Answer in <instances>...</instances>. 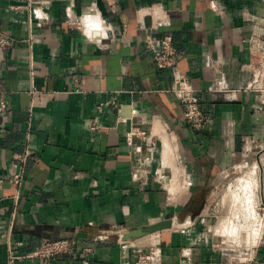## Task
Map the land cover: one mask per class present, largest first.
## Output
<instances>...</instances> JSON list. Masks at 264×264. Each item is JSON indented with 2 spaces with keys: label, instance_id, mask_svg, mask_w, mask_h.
<instances>
[{
  "label": "crops",
  "instance_id": "1",
  "mask_svg": "<svg viewBox=\"0 0 264 264\" xmlns=\"http://www.w3.org/2000/svg\"><path fill=\"white\" fill-rule=\"evenodd\" d=\"M92 8L112 27L102 46L67 23L68 9L80 17ZM263 17V0H0V38L11 42L0 48V264H10L11 252L20 258L14 264H42L25 256L60 239L93 252L50 264H134V247L158 238L161 264H228L197 226L203 214L187 225L183 213L195 190L219 184L247 154L257 161L264 146V111L243 90L248 40ZM151 25L173 37L177 69L213 114L204 132L186 125L184 106L170 92L172 71L160 70L145 47ZM222 80L236 93L220 92ZM133 129L157 138L151 160L136 155L134 144L143 143L130 136ZM26 152L16 203L11 178ZM157 173L177 195H167ZM183 182L191 197L171 203ZM170 218L172 230L123 239ZM104 232L108 241L95 242Z\"/></svg>",
  "mask_w": 264,
  "mask_h": 264
},
{
  "label": "built area",
  "instance_id": "2",
  "mask_svg": "<svg viewBox=\"0 0 264 264\" xmlns=\"http://www.w3.org/2000/svg\"><path fill=\"white\" fill-rule=\"evenodd\" d=\"M264 1V0H263ZM67 23L80 31L93 43L101 45L104 40L109 39L112 27L106 23L105 20H101L97 26L102 27L103 36L100 39H92L87 34V28L85 27V21L87 20L88 14L76 17L73 15L71 9L67 10ZM91 12L100 14L97 9L92 8ZM259 25H256L252 31V34L248 40L249 51H250V62L244 67V71L249 74V82L244 87L243 90L253 92L257 96L258 100V111H264V17L259 19ZM145 28L146 23H144ZM158 27L155 25L150 26V33L146 36L144 42L145 47L150 53L152 61L160 70H171L173 74V85L170 90L180 103L184 106V119L186 125L194 133H201L209 129L213 124V114L207 111L202 105V100L199 92L190 84L189 78L182 74L176 67L177 64V54L174 47L173 37L170 34L159 35L157 31ZM158 33V34H157ZM11 45L9 39L0 38V48L6 49ZM102 46V45H101ZM218 90L223 93H233L229 88L228 84L222 80L219 84ZM5 108L2 105L0 111ZM134 110L132 108L127 109L124 114L119 118L122 123H127L128 119L132 117ZM131 137H137L142 140L143 144H134L135 153L139 160L149 161L154 156V153L160 149L159 142L157 138L152 135V133L146 132L140 129H133L130 133ZM31 154L26 152L16 158V167L18 172L14 174L11 180L19 187V191L15 196L16 203L21 197L20 188L24 182V172L25 166L29 161ZM161 174V173H160ZM157 173L160 180L165 183V190L167 195L170 197L174 196V192L168 185L171 183V179H167L164 176H160ZM188 176L183 173L182 181L186 183ZM181 184V183H179ZM109 232H104L101 236L94 239L97 241H108L110 238ZM160 235V233H155L152 235ZM94 242V243H95ZM160 246V239L155 243V241L149 246L139 244L134 247V264H161L160 262V252L158 250ZM81 251L84 256L92 254L93 248L87 246H81L75 239H60V240H46L44 241L34 252L29 253L25 256V259L32 261H40L42 264H50L52 261H56L66 255L75 254ZM255 256H257L258 251H253ZM19 257H17L13 252L10 254V264H14ZM254 262V259L250 261ZM82 264H90L89 260L85 258Z\"/></svg>",
  "mask_w": 264,
  "mask_h": 264
},
{
  "label": "rangeland",
  "instance_id": "3",
  "mask_svg": "<svg viewBox=\"0 0 264 264\" xmlns=\"http://www.w3.org/2000/svg\"><path fill=\"white\" fill-rule=\"evenodd\" d=\"M246 149L250 150V147ZM256 152L260 154L257 161L247 154L224 174L219 184L193 192L197 194L193 196L197 200L194 206L198 209L204 205L203 221L197 226L210 233V241L227 253L228 264H264V146L261 143ZM171 189L174 190L173 187ZM188 197H191L190 191L183 182L178 184V198L171 203ZM185 214L189 217L190 213ZM237 216H240L239 219H234ZM223 220L229 223L225 228L227 234L222 232ZM189 221L187 225L193 223ZM202 222L204 227L200 224ZM253 251H258L257 256Z\"/></svg>",
  "mask_w": 264,
  "mask_h": 264
},
{
  "label": "water",
  "instance_id": "4",
  "mask_svg": "<svg viewBox=\"0 0 264 264\" xmlns=\"http://www.w3.org/2000/svg\"><path fill=\"white\" fill-rule=\"evenodd\" d=\"M202 193L201 195H203ZM203 206H200L198 209H196L194 212H192L189 217L192 222H195L198 217L201 216L202 211H203ZM174 227V219H166L163 221H160L158 223H155L154 225H149L147 227L139 228V229H134L132 231H129L123 236L124 240H139L142 239L148 235L154 234V233H159V232H164V231H169L172 230Z\"/></svg>",
  "mask_w": 264,
  "mask_h": 264
},
{
  "label": "bare ground",
  "instance_id": "5",
  "mask_svg": "<svg viewBox=\"0 0 264 264\" xmlns=\"http://www.w3.org/2000/svg\"><path fill=\"white\" fill-rule=\"evenodd\" d=\"M100 18L97 17L94 13L90 12L85 21V27L87 28V34L92 39H100L103 36L102 27H98L97 24L100 23Z\"/></svg>",
  "mask_w": 264,
  "mask_h": 264
},
{
  "label": "flooded vegetation",
  "instance_id": "6",
  "mask_svg": "<svg viewBox=\"0 0 264 264\" xmlns=\"http://www.w3.org/2000/svg\"><path fill=\"white\" fill-rule=\"evenodd\" d=\"M196 201H197V200L193 197V198L191 199L190 203L185 207L186 211H188L189 213L194 212V211L197 209V207L194 206V204H196V203H195Z\"/></svg>",
  "mask_w": 264,
  "mask_h": 264
}]
</instances>
